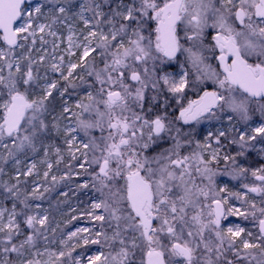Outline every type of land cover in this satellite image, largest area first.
<instances>
[{
    "label": "snow or ice",
    "instance_id": "obj_1",
    "mask_svg": "<svg viewBox=\"0 0 264 264\" xmlns=\"http://www.w3.org/2000/svg\"><path fill=\"white\" fill-rule=\"evenodd\" d=\"M40 17L45 22L37 24ZM207 29L215 32L210 44ZM37 33L42 45L51 43V53L44 49L38 60L17 56L15 50L24 47L18 41L32 37L34 44ZM0 41V174L12 161L16 181L0 182L4 199L12 200L10 209L0 207V264H84L81 255H73L79 243L71 242L88 229L58 238L52 228L50 237L48 210L32 201L51 189L41 191L35 182L31 191L21 187V176H32L37 163L25 169L20 157L43 150L40 163L47 166V179L50 155L57 165L63 160L61 149L48 141L62 132L71 159L80 152L79 167L92 169V187L101 197L92 209L102 212L89 213L100 230L94 239H80L109 251L88 256L87 264H264V199L257 203L229 193L248 205L244 211L229 208L230 213L258 221L255 242L242 238L245 229L239 225L225 229L221 223L227 198L220 193L226 189L216 191L212 165L219 164L221 138L228 133L209 132L203 143L182 154L191 145L184 125L217 118L225 110L247 122L250 102L264 101V0H45L34 7L26 0H0ZM174 63L177 72L168 70ZM48 72L59 73L67 86L61 90L58 81L49 82ZM75 80L90 89L84 97L88 102L76 104L80 112L64 102L62 113L49 121L53 90L63 97L68 87H77ZM165 89L179 109L174 117ZM149 91L154 93L150 99ZM188 91L198 98L185 105ZM259 110L264 116V103ZM62 119L75 120V126L62 127ZM92 129L107 135L102 145L95 138L80 141L81 152L74 133L87 136ZM251 131L229 140L240 150L236 156L225 154L226 164L236 165L237 157L250 150L264 154V146L257 149L256 143L264 145V123ZM166 138L173 141L170 148L148 154ZM71 168L63 177L52 175L53 187L70 178ZM247 172L243 166L233 169L234 178ZM251 175L258 183L243 187L264 196V167ZM57 239L60 247L53 250Z\"/></svg>",
    "mask_w": 264,
    "mask_h": 264
},
{
    "label": "rangeland",
    "instance_id": "obj_2",
    "mask_svg": "<svg viewBox=\"0 0 264 264\" xmlns=\"http://www.w3.org/2000/svg\"><path fill=\"white\" fill-rule=\"evenodd\" d=\"M44 2H45V0H32V2L30 4L34 7L36 3L43 4ZM76 3H78V0ZM44 22L45 21H44L43 17H40L39 19L36 20L37 24L38 23H44ZM153 27H154V24H153ZM60 31L63 33V35H65V36L67 35L66 29H63L61 27ZM206 32L209 33L206 36V42L210 44L211 43V36L214 35L215 32L213 29H207ZM181 35H183V33H181ZM34 39H35L34 44H33V38L32 37H29V39L27 41L21 39L18 42L20 44H23L24 46H28V50H27L28 53H30V54L34 53L33 59L38 60L39 57L44 54V49H47L48 52L51 53V43H49L47 45H42L40 42V34L39 33H37V36ZM45 39L51 41L53 38L45 35ZM153 39H154V35H153ZM2 44H3V42H2ZM185 46H187V45H185ZM0 47H4V46L0 45ZM64 47H66V44L61 45V49H63ZM19 49L22 52L24 50V47L23 48H17L15 50L17 56L23 55V53H21V52H19L20 54L17 53V51ZM24 53H25V50H24ZM206 55H208L210 57L211 53L210 52L206 53ZM178 56H179L181 61H183L185 59L183 56H180V54H178ZM66 59H67V57H66ZM208 62L212 63L214 66L216 64V61L211 60V59H209ZM168 70L173 71V72H177V71H179V68H178V65H176L174 63L173 66ZM5 74H7V70H5ZM65 74H66V71H65ZM41 75H44L43 68H41ZM47 75L49 78V82L52 81L51 79L63 80L60 78L59 73L48 72ZM177 79H178V77H177ZM41 83H43V82H41ZM74 83L77 84V87H75V88L68 87L67 92H65V94L63 96L64 102H67V100H68L69 103H67V104H68V106L71 107L72 111L73 112H80L81 109L76 108V104L82 100L80 98V96L84 95L83 97H86L87 91H89L90 89H88L87 84H82V83H80L79 80H75ZM58 86H59V84H58ZM66 86H67V82H65L63 80L62 89H64ZM205 87L206 88H214V85L212 84L211 81H207L205 84ZM55 91H57V90L54 89L53 92H55ZM190 92H191V95H194V96L197 95L194 91H190ZM57 93H58L57 96L61 99L59 91H57ZM153 94L154 93L152 91L148 92L147 95H148L149 99L151 98V96ZM36 95L37 96L42 95V92L39 89H37ZM188 99L185 101V103H184L185 105L187 104ZM84 100H85V103L88 102L86 99H84ZM261 103H264V101L253 100L250 102V105H249L250 119L247 122L241 120L236 114L231 113L228 110H225V112H218L217 118H213L211 120L205 119V120H202L199 124L195 123V124L191 125L187 130L184 129L185 132L191 131V143H193L195 148H196V142L200 141L201 143H203L205 137L208 135V133H209L208 126L211 127L214 134H218V129H219L220 125H226V124L233 125L235 131L231 132L228 130L227 131L228 132V138L227 139L221 138V145L219 146L221 148V151H220L221 159H220L219 164L214 163L212 165L213 170L217 173L216 176L214 177L216 191L219 192V189L221 188V182H223L224 179L227 181H230L231 186L234 189L233 191H231V188H229V189H226L225 192L220 193V195L223 197H228L229 199H232V200H239L234 195H229V193H239L240 189L244 188L243 187L244 184H250L251 185V184L258 183L252 177L251 172L257 168L264 167V154L260 153L258 150L247 151L245 156L237 157V164L236 165H233L230 162L226 164L223 160V156L225 154L236 156V153L240 150L238 145L229 144V140L232 139L233 136H235L237 139L239 138V136H238L239 131L244 130L247 132L248 135H252V131H251L252 127H256V126H259L261 123H264V116H261V113L259 110ZM69 115L70 114H67V116H69ZM229 115H231L233 117V119L231 121L228 120ZM60 123H61V125L71 123L72 126H75L76 122H75V120L68 119V120H65L64 122H60ZM74 135H77V147H79L80 151L82 152V151H84V149L80 145V141H83V143H88L91 139L95 138L96 142L101 143V145H102V143H103L102 136H106L107 132L105 131L104 133H101L99 129H92L89 131V134L86 136L83 131L78 130L77 133H74ZM172 143H173V141L171 139L166 138L165 141L159 142V147L154 148V150L149 152L148 154L149 155H155L156 153H158L164 149L170 148L172 146ZM212 143H213V146H216L214 138L212 139ZM256 143H257V149L259 147L264 146V145H261L258 141ZM52 144L55 145L54 143H52ZM55 146L57 147V145H55ZM73 152H76L75 148L73 149ZM183 152H185V151H183ZM76 154L80 155V152H76ZM95 154L99 155V152H97ZM183 154H185V153H183ZM92 155H93V153L89 152V159H91ZM207 155L208 154H206V158H207ZM80 157H81V161H82L83 156L80 155ZM43 158H44V153L42 154L41 158L38 160H35V162L38 164V163H40V161ZM30 163H31V161L27 162L26 164H24V162H23V167L26 169L27 165ZM239 166H243V167L247 168L248 172L244 176H236L234 178L233 169L236 167H239ZM93 167H95V166H93ZM78 169H79L78 171L80 173L85 172L83 169H81L79 167V165H78ZM46 170H48V169L44 168V171H46ZM88 171L91 172L92 169H89ZM91 180H92V177H91ZM252 194L257 195V197H260V200L264 199V196H262V195H258L256 193H252ZM100 198H101L100 193L95 190V193L93 194V196L91 198V200H92L91 205L94 202L98 201ZM35 204L40 205L41 209H45V206H42L40 201H37ZM0 207H5V206H0ZM224 207L226 208V211H227L228 207L226 204L224 205ZM240 210L244 211L242 208H240ZM37 211H39V209ZM95 212L97 214H100L102 212V210L96 209ZM241 218L243 219V222L246 224L247 227H249L250 229H252L254 231H257V229H258V221L257 220H254L251 216H249L247 219L242 217V216H241ZM65 221H67V220H65ZM225 222H226V219H225V221H223L222 226L226 229ZM67 223L68 222L61 223L62 225L65 224L63 227H61L62 231L66 229V228L64 229V227L66 225H68ZM85 228L88 230L91 229L92 235H95V232L98 231V229L95 231L94 225L91 226L90 224L88 225L85 222H78L72 228H67L63 234H60L58 236V238L61 236H63V238H67V235L69 232H74L77 229H85ZM80 235H81V237H87L88 232H81ZM73 242H74V239H73ZM58 246H59V244H58ZM101 250L104 251L105 253H107L109 251V249L107 247L101 249V245L98 244L97 246H95V248L92 251L87 252V253H80L79 252L77 255H81L83 260H84V264H87V257L90 255L96 254L97 252H99Z\"/></svg>",
    "mask_w": 264,
    "mask_h": 264
},
{
    "label": "trees",
    "instance_id": "obj_3",
    "mask_svg": "<svg viewBox=\"0 0 264 264\" xmlns=\"http://www.w3.org/2000/svg\"><path fill=\"white\" fill-rule=\"evenodd\" d=\"M74 1V0H73ZM0 45L4 46L2 42L0 41ZM25 50V53H24ZM24 50L21 52L20 49L17 51L23 53V55H30L33 58V54L28 53V46H24ZM61 82L60 84H62ZM79 96V95H78ZM84 95H81L80 98L84 100ZM51 103L49 104L50 108V114L48 116L49 121H52L53 116H58L62 113V105L64 104V99L59 98L57 96V91L53 92V97L50 98ZM87 103V102H86ZM75 109V108H74ZM67 116V114H65ZM68 119H62L60 122H64ZM65 125V124H63ZM63 125H61L63 127ZM64 134L63 132L59 135H53L52 139L48 141L49 143H54L59 147L63 153V160L62 162L57 165L56 164V156L53 153L49 157V161L53 164V168L50 171V175L47 179L44 178V168L47 169V166L44 164H37V169L34 172V174L30 177H23L21 176V187L26 188L28 191H31L33 187V183L40 185V190L43 191L44 187H49L51 191L46 192L44 194V198L32 201L34 205L37 201H40L42 206H45V209L48 210L49 214V235L51 237V229L56 228V236L58 237L60 234H63L64 231L67 228H72L75 224L78 222H85L88 225L91 226L94 225L95 231L100 229V222L95 221L92 219V217L89 215L90 212H93L95 210L92 209L91 205V198L93 194L95 193V189L92 187V180H91V172H84L80 173L78 170V165L81 161L80 155L76 154L78 159L73 161L71 159V155L68 152V146L64 143ZM10 143V142H9ZM0 153H2V149H0ZM43 154V150L39 151L37 154H29L27 159H24L23 156L20 158L26 164L29 161H35L41 158ZM69 165H72L71 168V176L70 178L60 180L59 183H57L54 187L52 184L51 177L52 175L59 177H63L66 172L69 171ZM44 167V168H43ZM4 172L6 174H0V182L8 181L9 183H15V169L13 167V162L9 161L4 166ZM87 183V188H82L80 185ZM62 193H67V196L61 195ZM74 204V205H73ZM0 206H5V208L10 209L12 206V200L11 198L4 199V193L3 189L0 188ZM96 213V212H95ZM97 214V213H96ZM75 217V219H73ZM60 220V221H59ZM67 220V221H65ZM65 221V222H64ZM68 222L64 229L62 231V228L66 223ZM58 223V224H57ZM23 227V225H22ZM91 229L88 230V238H95V235H92ZM81 235L79 237L74 238V242L71 243L76 244L79 243V247L75 248V251L73 252V255L76 256L79 252L80 253H87L92 251L95 246L98 244H84L83 239H80ZM22 238V237H21ZM59 240L52 245L53 250L60 247ZM44 259H47V256L44 257Z\"/></svg>",
    "mask_w": 264,
    "mask_h": 264
},
{
    "label": "built area",
    "instance_id": "obj_4",
    "mask_svg": "<svg viewBox=\"0 0 264 264\" xmlns=\"http://www.w3.org/2000/svg\"><path fill=\"white\" fill-rule=\"evenodd\" d=\"M230 129H234L233 125L226 124V125H220V127H219V130H224L225 132H227ZM209 132L212 133V130L210 129ZM231 132H234V131H231ZM222 187L225 189L231 188V191L234 190L233 187L231 186L230 181H227L225 179L223 180V182H221V188ZM239 193L245 195L248 200H255L257 203H259L261 201L259 197L252 195L245 188L240 189ZM226 198H227L226 205H227L228 209L229 208H233V209L242 208L243 210H245V208L248 207V205L244 204L241 200L239 201V200L229 199L228 197H226ZM236 225H239L240 227L245 229V232L241 234L243 239H249V240H252L253 242H255L256 235L254 234L253 231H251L250 229H248L246 227L241 216L237 215V214L230 213L227 210V220L225 222L226 229L230 226L235 227ZM248 233H252L253 235L250 237V236H248Z\"/></svg>",
    "mask_w": 264,
    "mask_h": 264
},
{
    "label": "flooded vegetation",
    "instance_id": "obj_5",
    "mask_svg": "<svg viewBox=\"0 0 264 264\" xmlns=\"http://www.w3.org/2000/svg\"><path fill=\"white\" fill-rule=\"evenodd\" d=\"M74 3H76L77 2V0H74L73 1ZM81 27H82V25H81ZM179 54V53H178ZM217 63V62H216ZM208 90H212L213 88H207ZM164 95L165 96H167L169 99H168V103H169V105H170V107L168 108V113L171 115V116H175V115H178L179 114V109H178V107L176 106V104H175V100L174 99H172L171 98V94L170 93H167V90L165 89V91H164ZM186 98L188 99H197L198 98V96L196 95V96H194V95H191V92L190 91H188V94H187V96H186ZM184 99V103H185V101L187 100V99ZM164 101H163V97H161V99H160V101H159V103H163ZM146 107H147V105H146ZM193 124H195V122H193L191 125H193ZM191 125H184L183 127H184V129H188ZM193 149H195V146H194V144L193 143H191V145H190V147L189 146H186V148H185V152H182V154L183 153H185V154H188V152H190V151H192Z\"/></svg>",
    "mask_w": 264,
    "mask_h": 264
},
{
    "label": "water",
    "instance_id": "obj_6",
    "mask_svg": "<svg viewBox=\"0 0 264 264\" xmlns=\"http://www.w3.org/2000/svg\"><path fill=\"white\" fill-rule=\"evenodd\" d=\"M30 2H32V0H26V4H28V3H30Z\"/></svg>",
    "mask_w": 264,
    "mask_h": 264
},
{
    "label": "bare ground",
    "instance_id": "obj_7",
    "mask_svg": "<svg viewBox=\"0 0 264 264\" xmlns=\"http://www.w3.org/2000/svg\"><path fill=\"white\" fill-rule=\"evenodd\" d=\"M58 94V93H57ZM61 98H63L64 99V97H61ZM67 103H69V101L67 100Z\"/></svg>",
    "mask_w": 264,
    "mask_h": 264
}]
</instances>
